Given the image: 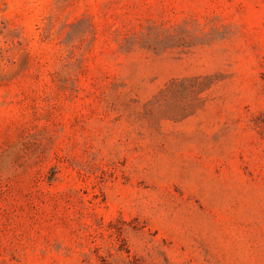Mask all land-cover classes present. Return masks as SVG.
Segmentation results:
<instances>
[{"label": "rangeland", "instance_id": "374dc122", "mask_svg": "<svg viewBox=\"0 0 264 264\" xmlns=\"http://www.w3.org/2000/svg\"><path fill=\"white\" fill-rule=\"evenodd\" d=\"M0 264H264V0H0Z\"/></svg>", "mask_w": 264, "mask_h": 264}]
</instances>
